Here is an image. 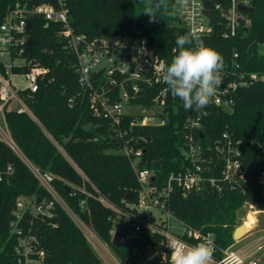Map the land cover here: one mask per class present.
Masks as SVG:
<instances>
[{"label":"trees","instance_id":"obj_1","mask_svg":"<svg viewBox=\"0 0 264 264\" xmlns=\"http://www.w3.org/2000/svg\"><path fill=\"white\" fill-rule=\"evenodd\" d=\"M18 1L21 0H0V24ZM45 2L47 0H38L37 3ZM68 3L70 24L77 34L93 39L141 31L147 35L154 51L167 62L175 56L177 37L186 35L174 17L172 0H165L154 22H150L148 15L138 16L150 0H69ZM251 5L254 12L248 14L251 19L248 32L234 39H223L218 27V34L205 38L204 44L218 51L225 64L238 52L241 71L264 74V54L261 53L264 0H251ZM59 31L58 24L46 25L38 17L28 20L29 41L24 56L50 71L46 79L39 82L36 93L20 92L29 114H18L9 106L4 109L6 127L23 158L0 139V264H17L19 238L11 225L16 219L17 203L31 198L50 200L28 163L56 177L53 186L64 203L111 248L118 260L124 264H141L158 248L161 237L142 227L135 233L134 238H138L135 247L116 249L111 244L113 227L124 219L96 198L103 196L115 208L126 211L137 202L139 186L129 161L115 152L119 146L109 137L103 122L92 117L88 103L77 100L70 107L69 99L77 94L79 85L72 57L64 50ZM233 100L232 111L208 108L197 138L206 155H214L215 145L225 132L242 141V161L249 181L246 192L224 189L218 193L205 189L184 197L177 190L169 202V210L178 221L196 231L212 233L222 250L236 242L233 236L245 203L264 205V82L237 90ZM142 102L149 103L148 100ZM166 113L163 114L167 120L164 126L139 128L135 132L146 139L143 147L147 153L142 167L153 170L154 184L159 186L172 171L182 168L183 125L188 117V111L172 99L168 100ZM89 124L92 125L90 130ZM219 167L210 175L219 178ZM32 220L31 213L24 212L18 228L26 232ZM39 226L34 230L39 249L45 252L46 264H103L58 203L52 216L40 221ZM121 231L128 236L130 227L126 224ZM185 239L193 244L192 240ZM217 257L223 255L218 253Z\"/></svg>","mask_w":264,"mask_h":264},{"label":"built area","instance_id":"obj_2","mask_svg":"<svg viewBox=\"0 0 264 264\" xmlns=\"http://www.w3.org/2000/svg\"><path fill=\"white\" fill-rule=\"evenodd\" d=\"M174 1L173 13L178 25L184 29L186 35L192 30H197L203 42L205 38L214 36L213 25L205 14L206 1L210 2V10L217 19L216 35L219 27L223 39L237 38L241 33L248 32L251 25L248 16L250 13L239 10L240 5L252 7L251 0ZM37 2L38 0L16 2L0 24V114L4 115L6 106H10V110L17 111L18 114H29L30 110L21 98L20 92L29 90L36 93L39 82L45 80L50 71L35 60H28L24 56L25 46L29 41L28 20L38 17L43 19L46 25H60L58 36L62 38L64 50L72 57L71 64L79 85L77 94L69 99V105L73 107L77 100L88 103L92 117L103 122L109 137L119 146L118 153L129 161L139 186L137 202L128 206L126 211L115 208L103 196L96 198L100 203L113 208L124 219L118 226L113 227L112 238L115 233H122L121 230L126 224L134 233H139L142 227H146L152 234L159 235L160 245L151 251L141 264H152L154 261H158L159 264H173L169 247V242L173 239L188 245L208 243L213 249L211 264H264V227L256 230L259 222L257 217L264 214V210H255L258 205L256 203L246 202L243 206L248 212L247 220L252 214L255 221L242 239L248 241L239 248L222 250L216 244L212 233L196 231L180 221L184 226V233L175 235L169 232V220L175 218L169 210V202L175 191H180L186 197L193 193H202L207 189V184H210L212 191L221 193L229 184L230 190L246 192L249 181L242 161V141L225 132L221 141L215 145L214 155H206L197 135L209 107H221L232 111L234 93L241 88L264 82V74L241 71L238 52L234 53L229 64L224 63L222 82L212 102L205 108L194 107L188 110V117L183 125L185 134L182 168L172 171L165 183L159 186L154 184L153 170L142 167L145 155L143 144L146 139L135 132L139 128L164 126L167 120L163 114H167L169 99L177 101L181 106L183 104L182 100L171 94L161 79L160 62L166 60L154 51L147 35L141 31L90 39L84 34H77L71 26L69 0H47L41 4ZM173 53L176 55V49ZM17 70L20 73H16ZM18 74L24 77L28 85L24 90H17L13 84V77ZM144 100H148L149 103H143ZM14 103L17 104V108L11 109ZM143 108L147 110L141 112ZM1 138L14 150L12 144H16L12 137L2 133ZM30 166L50 200L38 203V199L31 198L17 203L16 219L11 224L19 238L16 260L17 264H46V255L39 249V240L34 228L38 227L40 221H46L52 216L56 203L73 220L86 239L91 242L92 240L88 234V227L64 202L56 199L57 192L53 186L56 177ZM218 167L219 178L210 175ZM262 183L264 184V176ZM83 205L84 202L81 203V206ZM143 209H155L162 217L158 218L156 223H151L148 217L151 218L152 213L149 212L148 216L144 217L140 213ZM26 211L31 213L33 220L27 231L23 232L18 228V224ZM185 238L192 240L193 244L188 243ZM95 248L97 249V246ZM101 253L102 256L105 254L102 250ZM218 253L223 257L218 258ZM105 257L106 264H115L109 256Z\"/></svg>","mask_w":264,"mask_h":264},{"label":"clouds","instance_id":"obj_3","mask_svg":"<svg viewBox=\"0 0 264 264\" xmlns=\"http://www.w3.org/2000/svg\"><path fill=\"white\" fill-rule=\"evenodd\" d=\"M164 6L165 0H150L143 13L154 22L156 12ZM175 43L176 55L171 62H160L161 79L171 94L183 101L184 110L205 108L222 82L223 57L204 44L197 30L178 36ZM169 247L173 264H211L213 249L208 243L188 245L173 239Z\"/></svg>","mask_w":264,"mask_h":264},{"label":"rangeland","instance_id":"obj_4","mask_svg":"<svg viewBox=\"0 0 264 264\" xmlns=\"http://www.w3.org/2000/svg\"><path fill=\"white\" fill-rule=\"evenodd\" d=\"M145 7L146 6L143 7V9L141 10V13L139 12V15H138L139 17L140 16L142 17L143 15L144 16L146 15V14L143 13L144 10H145ZM261 53L264 54V47H263ZM13 84L16 86V89L17 90H24L28 86L27 83H26V81H25V79H24V77L22 75H20V74H18V75H16V76L13 77ZM16 108H17V104L14 103L11 106V109H16ZM1 115L2 114H0V127L2 129H6L5 128V125L3 123V119H2V116ZM12 147L14 148L15 152L19 156L22 157V154L18 150L17 146L12 144ZM115 152H118V151H115ZM28 165L30 166L29 163H28ZM55 197H56V199L59 202H64L58 193L55 194ZM255 210H264V205H262V204L256 205V209ZM149 212L152 213V217L151 218L148 217V219H149V221L151 223H156L158 221V218L162 217V214L160 212H158L157 210H155V209H151V210L150 209H148V210L147 209H143L142 212H140V213H142V215L145 217V216H148ZM247 213H248L247 210L246 209H243L242 213L239 214V218H238L239 220L238 221H241L242 223L243 222H247L248 221L247 220V215H246ZM257 218H259V222L257 224L256 230L264 227V214L258 215ZM169 224H170V227H169V232L170 233L175 234V235H182L184 233V226L178 220H176L175 218H171L169 220ZM88 231H89L88 234L90 235V238L92 240V242L88 240L89 241V244L94 249V251L97 253V255L99 256V258H100V260L102 261L103 264H106V257H105L106 255L109 256L111 259H113V261L115 262V264H118V263L119 264H124L123 262H121L120 260H118L115 257L113 251L111 250V248L108 245L104 244L103 242H101L99 240V238L97 237V235L95 234V232L92 229L88 228ZM128 236L129 237H134L135 236V233L132 230H130ZM241 236L242 235L239 234L238 239H240ZM247 241L248 240H242V241H238V242L236 241L235 244L232 247L239 248V247L243 246ZM96 246H97V249L95 248ZM99 248L102 251H104L105 254H103V256H102L101 250Z\"/></svg>","mask_w":264,"mask_h":264},{"label":"water","instance_id":"obj_5","mask_svg":"<svg viewBox=\"0 0 264 264\" xmlns=\"http://www.w3.org/2000/svg\"><path fill=\"white\" fill-rule=\"evenodd\" d=\"M174 0H172V3L174 4ZM205 7H206V11H205V14L208 16V18L210 19L212 25H213V35L215 36L216 35V31H217V19L215 17V15L213 14V12L210 10V2L209 1H206L205 2ZM239 10L243 13H253L254 12V8L253 7H246V6H243V5H240L239 6ZM239 22L242 23L241 19H239ZM147 110V108H143L141 110V112H145ZM192 111L189 112V114H191ZM91 128V124L88 125V130H90ZM147 153V150L145 149L144 150V154ZM154 180V179H152ZM207 190L209 192L212 191V188L210 186V184H207L206 186ZM226 188L227 190H230V185H226ZM41 202V199H38V203ZM237 224H238V227L236 228L235 232H234V240L235 241H240L242 240L245 235H246V232L243 231L244 229V224H241L240 221H237ZM38 228H40V226L38 225ZM239 234H241V238L238 239V236ZM138 242V238H134V237H129L127 236V234L125 233H121V232H117L115 233V235L113 236L112 238V242L111 244L113 245L114 248L116 249H129V248H133L135 247V245L137 244ZM128 264V263H126Z\"/></svg>","mask_w":264,"mask_h":264},{"label":"bare ground","instance_id":"obj_6","mask_svg":"<svg viewBox=\"0 0 264 264\" xmlns=\"http://www.w3.org/2000/svg\"><path fill=\"white\" fill-rule=\"evenodd\" d=\"M254 221H255L254 216H253L252 214L249 215V216H248V222H246V223L244 224V229H243V231L247 232L248 229L251 227V225H252V223H253Z\"/></svg>","mask_w":264,"mask_h":264},{"label":"crops","instance_id":"obj_7","mask_svg":"<svg viewBox=\"0 0 264 264\" xmlns=\"http://www.w3.org/2000/svg\"><path fill=\"white\" fill-rule=\"evenodd\" d=\"M1 116H2L3 123H4L5 128H6V129H2V128L0 127V139L2 140V138H1V137H2V133L7 134V136H9V137H12V136H11V134L9 133L7 127H6V123H5L4 115H1ZM114 263H115V262H114ZM118 264H119V263H118Z\"/></svg>","mask_w":264,"mask_h":264}]
</instances>
